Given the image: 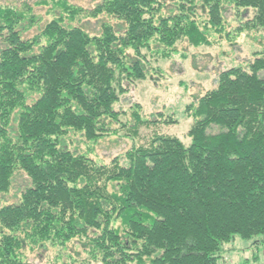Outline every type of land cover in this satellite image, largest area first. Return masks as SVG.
I'll use <instances>...</instances> for the list:
<instances>
[{"label":"trees","instance_id":"trees-1","mask_svg":"<svg viewBox=\"0 0 264 264\" xmlns=\"http://www.w3.org/2000/svg\"><path fill=\"white\" fill-rule=\"evenodd\" d=\"M171 1L167 15L159 0H102L90 11L67 0L0 6V194L19 173L30 182L19 204L0 208V264H27L26 248L74 239L91 242L79 264H217L236 237L264 243V52L247 69L221 72L187 106L189 146L156 130L143 145L141 130L160 122L138 111L122 122L113 109L124 81L147 77L153 52L166 58L183 42L231 40L227 9L242 20L254 13L237 34L264 31V0ZM41 6L52 19L23 40ZM100 14L126 31L104 24L95 36L72 24ZM72 135L141 145L125 155L127 166L101 165L63 147Z\"/></svg>","mask_w":264,"mask_h":264},{"label":"rangeland","instance_id":"rangeland-1","mask_svg":"<svg viewBox=\"0 0 264 264\" xmlns=\"http://www.w3.org/2000/svg\"><path fill=\"white\" fill-rule=\"evenodd\" d=\"M40 1L44 0H0V6L14 8L20 7L24 2L33 6ZM67 1L87 11L93 10L102 2V0ZM159 1L165 2L164 14L167 15L172 1ZM33 11L40 19V23L31 31L23 33V40L35 36L52 19L49 8L34 7ZM54 15L58 16L59 12L57 11ZM253 16L254 13L249 11L244 17L251 20ZM245 20L236 18L235 14L227 9L225 26L226 33L232 36L231 40L216 36L213 46L200 48H193L183 42L167 52L166 58L158 57V54L153 52L152 56H147L148 59L151 58L146 64L147 77L138 83L124 81L126 92L120 94L117 102L113 104L114 111L120 112V120L130 122L131 114L138 111L143 119L160 122L148 130H141V137L144 138L143 145L156 130L175 137L185 146H189L191 143L189 131L193 125V118L187 114V106L196 103L199 97L214 89L221 72L235 67L247 69V64L254 58L253 54L264 52V31L244 30L237 34ZM72 24L95 36L100 34L101 26L104 24L112 26L121 34L126 31L124 22L105 14H100L95 19H78ZM117 126V123L112 124L111 128L115 130ZM218 131L217 128H212L209 133L216 134ZM66 141L63 145L65 149L84 155L101 165H107L117 159L122 165L127 166L128 161L125 155L134 147L141 145L139 141L122 135H108L94 143L84 140L80 135H72L66 138ZM29 186L27 177L23 173L17 174L10 192L7 195L0 194V208L19 204L20 193ZM0 232L6 231L0 227ZM90 245L88 238L74 239L65 248L47 244L46 249L26 248L22 254L27 264H69L72 260L79 264L88 258L87 251ZM225 249V253L217 264H264V243L258 244L256 240L246 241L236 237Z\"/></svg>","mask_w":264,"mask_h":264}]
</instances>
